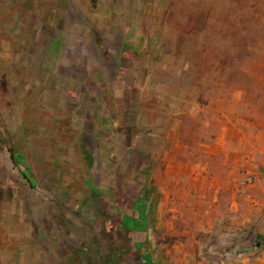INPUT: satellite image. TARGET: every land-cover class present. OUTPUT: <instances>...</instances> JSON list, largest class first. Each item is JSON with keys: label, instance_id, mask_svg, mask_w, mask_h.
<instances>
[{"label": "rangeland", "instance_id": "1", "mask_svg": "<svg viewBox=\"0 0 264 264\" xmlns=\"http://www.w3.org/2000/svg\"><path fill=\"white\" fill-rule=\"evenodd\" d=\"M218 133L264 143V0H0V264L203 261Z\"/></svg>", "mask_w": 264, "mask_h": 264}, {"label": "crops", "instance_id": "2", "mask_svg": "<svg viewBox=\"0 0 264 264\" xmlns=\"http://www.w3.org/2000/svg\"><path fill=\"white\" fill-rule=\"evenodd\" d=\"M203 151L214 166L198 164L204 171V260L194 264H264V143L218 133Z\"/></svg>", "mask_w": 264, "mask_h": 264}, {"label": "trees", "instance_id": "3", "mask_svg": "<svg viewBox=\"0 0 264 264\" xmlns=\"http://www.w3.org/2000/svg\"><path fill=\"white\" fill-rule=\"evenodd\" d=\"M9 151L11 152V149L9 148Z\"/></svg>", "mask_w": 264, "mask_h": 264}]
</instances>
